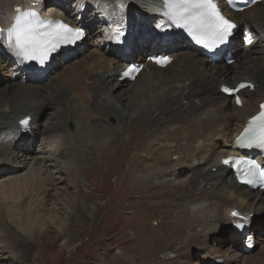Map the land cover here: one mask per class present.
Masks as SVG:
<instances>
[{"label":"bare ground","instance_id":"obj_1","mask_svg":"<svg viewBox=\"0 0 264 264\" xmlns=\"http://www.w3.org/2000/svg\"><path fill=\"white\" fill-rule=\"evenodd\" d=\"M101 2H104L102 4L104 11L109 14V18L113 19L114 7L111 0H100L98 5H101ZM147 2L159 15L161 26L158 34L162 36L161 42L154 40L143 44L142 47L133 48L130 44L128 45L129 40L126 43L115 35L114 42L116 45H120L118 53L127 61L129 57H133L134 53L131 55V52L134 50H139L138 52L149 50L151 57H153L152 52L164 49L168 52V56H166L169 58V62L161 65L151 58L134 79L122 76V71L133 64V62H124L123 64H116L109 71V74L92 77V81L88 82L93 71L99 69L97 67L104 66L102 57L91 56L92 63L90 66H83L82 63L76 65L71 71V76L66 77L64 82H53L50 84V89H47L41 85L43 84V77L51 72L52 68L50 67L54 64L52 61L55 57L60 55L69 45L60 47L51 53L49 59L43 65L36 61H25L17 56L15 57L17 69H20L18 66L22 65L27 67L22 66L25 69L23 77L26 79L24 81L21 77V81H15L17 84L14 89H6L4 94L0 96V136L5 135L4 132L6 131L14 133L25 129L27 131L26 136H31L34 131H39L42 133L66 132L68 137L65 135V146L60 150H55L48 157L49 160H54V163L46 164L39 159H35L37 166L30 167L25 173H19L21 166L18 162L21 163L20 159L27 157L26 154H17L15 157L11 155V150L8 148L5 151H0V164H12L11 175H15L12 182L10 181L11 183L7 184L9 186L8 191L5 190V185H0V197L10 198L12 202L10 213L16 219L22 218V224L35 223L37 227L39 226L38 228L46 226V218L43 217V203L48 196L47 189L67 179L71 169L79 171L92 167L95 173L103 174L105 172V170H102V165L105 163L104 152L109 154V145L107 144H113L117 150L119 148L121 150L116 162L122 170L118 182H120L125 171L126 176L121 179V185L114 197L115 203L110 219L113 217V212L115 213L118 210V205L126 211L131 203L141 202L140 196L142 194L148 201L154 200L155 204L167 205L163 209L155 207V212L151 216L146 211V215L137 217V227H135L132 236L135 243H140L137 248L135 247V250L141 251L140 254L146 260L155 262L160 253L157 252L161 251L163 247L180 251L185 247L183 244L189 242L188 244L192 245L191 248H199L208 235L218 232L222 223L228 224V229L231 232L238 230L233 227V222L246 224L245 230L247 226L250 228L253 225L250 214L253 213L258 202H264V190L258 189L255 192L251 188L240 185L236 181L231 168L222 164L224 158L236 153L234 143L227 154L224 155L223 152L220 155L217 154L221 163L218 164L214 161L217 165V172L215 173L206 172L199 176V173L193 168L194 166L188 167L186 165L187 162L191 164L189 158L197 157L201 151L209 147L210 143L207 145V142L211 141L213 136L219 135L220 141L218 144L229 142L230 138H234L251 121L252 117L262 109L261 104L264 102V0L242 12L229 7L226 1L222 3V0H216L223 14L237 25L229 41L235 38L240 25H244L243 30L251 29L255 38L252 45L235 48L237 60L232 64L225 61L221 62L222 56L218 57L217 55V60L213 61L192 42L187 45L188 52L179 53L176 50L174 51L177 42H171V37L180 34L190 37L191 40L193 37L184 33L181 28L170 25L169 19L164 15V0H149ZM0 6V17L1 14L7 13L10 15L7 21L4 17L0 19L1 28L4 29L11 26L18 9H33L42 18H45L33 4L28 3V0H0ZM51 15H49V18H56ZM132 20L135 21V19ZM142 20L147 22L148 18L141 17L134 24L136 26L141 25L143 24ZM70 23L67 22L72 27H81L77 22L70 21ZM172 43H176V45L174 46ZM0 47L11 52L3 44H0ZM115 49L117 51V48ZM47 67L48 72L46 71ZM173 67H177L179 71L173 72L169 76L164 74ZM39 69H43L44 74H37ZM20 70L22 71V69ZM160 73L163 74L160 75ZM144 76L148 77V81L143 84ZM35 80L38 82H33ZM111 82L114 86L126 84L128 88L118 91L117 94L113 93L109 101L99 102L97 97L101 93L104 91L110 92L113 89ZM239 82H245L251 87H246L238 93L241 104L236 103L237 96H234L233 103H231V97L222 92L223 86L235 85ZM140 90L141 93L138 95L137 92ZM220 97L230 99L229 101H217ZM128 98L131 99L128 100ZM134 98L139 101L136 102ZM91 104H93V108L90 106ZM46 107H55V109L48 113L50 116L47 120L50 122V126L47 125L41 129L43 125L41 118L45 115L44 108ZM125 111L126 115H124ZM81 112L83 113L81 114ZM107 112L113 115L120 125L119 130L113 131L110 139L106 137L107 132H109L108 124L102 119V116ZM150 113H153L152 120H149L150 127H148V122L145 119L135 122L137 118H146ZM25 119L30 120L27 126L20 123ZM68 120L76 122L75 133L67 131L65 124ZM83 121L86 122V127L82 135L86 139H84L85 142L81 143L78 142L76 134H79L81 122ZM146 128L153 137L144 142L143 135ZM124 133H129V140L126 143L123 142V147L119 142ZM201 141H205L202 146L200 145ZM11 143V146H15L14 142ZM75 144L81 149L79 150V160L73 163L67 161V157L69 155L74 156L73 146ZM83 148L86 153L95 155L92 164H82L86 159L83 157ZM215 153V150H209L204 160H210ZM250 153L253 154V152ZM256 158L264 163V156L261 151L257 152ZM59 160L62 161L59 167L51 169L48 166L56 165L55 163H58ZM201 160L200 157H197L198 163ZM176 165L179 167H176ZM40 171H45L48 177L43 178ZM55 171H57V174H54ZM185 173L188 174V177L191 176L190 181L183 182L187 184L186 186L183 183H177L179 185L166 184L169 182L174 183L177 180L181 181V176ZM79 178L80 176H78ZM201 178H203L204 185H207V188L203 187L197 192L195 190L199 189L198 184L201 182ZM78 187V197L84 203L90 202L96 196L94 192L82 194L80 180L78 181ZM167 187L171 188L170 193L164 195L166 193L164 188ZM122 189L124 190L121 191ZM227 193L229 196L224 198L223 194ZM233 197L238 199L239 202L233 200ZM68 201L70 207L72 205L74 213L83 210L77 198L74 197ZM203 201H210V205L214 204L217 208L226 206L227 215L223 214V216L217 210L216 214L212 216L207 214L198 216V213L189 214L188 211L182 209L183 204L184 206L190 204L198 207ZM244 201H246L245 206H242ZM84 205L83 207L87 209V205ZM33 206H35V209L30 211ZM81 211L79 212L81 213ZM262 212L261 214L264 215V211ZM32 213L35 214L33 220L30 219ZM233 213H237L238 216L234 217ZM245 217H247V220L244 219ZM58 218L60 219V217ZM194 223L197 224V228L191 229ZM210 224L211 227H209ZM28 227L32 229V226L31 228ZM54 227L51 230L52 233L61 235L65 232L62 229L58 231ZM64 229L66 228L64 227ZM186 230L191 233L189 239H187L188 234H185ZM247 231L248 229L245 232ZM49 232L47 231V233ZM238 233L245 240V233ZM6 248V246H3L2 250L4 251ZM173 256L171 255V257ZM257 258L248 254L245 257L244 264H264L260 263L261 258ZM215 262L219 264L221 261L216 260Z\"/></svg>","mask_w":264,"mask_h":264},{"label":"rangeland","instance_id":"obj_2","mask_svg":"<svg viewBox=\"0 0 264 264\" xmlns=\"http://www.w3.org/2000/svg\"><path fill=\"white\" fill-rule=\"evenodd\" d=\"M147 1L149 0H111L114 7L113 19H111L108 16L109 14L103 9L104 7L102 4H104V2L98 5L100 0H28V3L33 4L43 16L50 17L49 15L52 14L51 16L56 17L54 19H60L69 23L70 21L77 22L84 32V37L78 40L75 45L67 47L60 55L55 57L52 61L54 64L50 67L52 70L46 77H43V84L41 85L44 88L50 89V84L53 82H64L66 77L71 76V71L76 65L82 63L83 66H90L92 63L91 56L98 58L102 57L104 59V66L102 65L103 67L101 68L97 67L99 69L93 71L88 82L92 81V77L109 74V71H111L116 64L133 62L141 63L145 66L146 62L151 59L149 50H147V52H138L139 50H134L131 52V55L134 53L133 57H129L127 61H125L118 53L120 45H116L114 36H118L124 42L129 40V42L127 41L128 45L130 44L133 48L142 47L143 44L150 43L154 40L161 42L162 36L158 34L159 27L161 26V23H159V15L156 14L157 12L155 9L152 8ZM224 1L225 0H222V3ZM247 9H250V7ZM1 17H4L5 21H7L10 15L7 13L1 14ZM141 17H147V22L142 20L143 24L136 26L134 23L138 22ZM132 19H135V21ZM6 24L7 22L5 25ZM243 27L244 25L239 26L235 38L232 39L231 44L228 46V50L232 51L234 56L235 48L244 45L242 35ZM171 38V42H177L174 51L176 50V52L179 53L188 52L187 45L189 42H192L190 37L180 34ZM172 45L175 46L176 43H172ZM115 48H117V51H115ZM152 54H154V56L157 54L167 55L168 52L164 49H160L156 50L154 53L152 52ZM221 56V62L225 61V55ZM15 57L16 55H14V53L0 47V96L4 94L6 89H14L17 84L15 81H21V77L24 76V67H27L22 65L24 67L18 66L22 71L17 69ZM235 58L237 60L236 56ZM46 69L48 72V67ZM174 69L175 71H173ZM42 70L43 69L37 70V74H44ZM176 70L177 67H173L164 74L169 76L171 73L179 71ZM161 74L163 73H160V75ZM23 79L25 81L26 78L23 77ZM37 80L33 82L37 83ZM143 81V84L146 83L148 77L144 76ZM111 84L113 89H111L110 92L104 91L101 93L97 97L99 102L109 101L113 93L117 94L118 91L128 88L126 84H122L121 86H114L112 82ZM137 93L139 95L141 90ZM233 98L234 97H231V103H233ZM129 99L131 98H128V100ZM229 99L230 98L220 97L217 101H229ZM135 101L138 102L139 100L135 99ZM90 106L93 108V104ZM54 109L55 107L44 108L45 115L41 118V121H43L41 129L47 125L50 126V122L47 120L50 116L48 113ZM79 110L82 111L80 108ZM82 113L83 112H81V114ZM211 114L213 115V113ZM124 115H126V111ZM152 115L153 113H150V117H139L140 119L137 118L135 122L145 119L148 122V127H150L149 120H152ZM102 119L108 124L109 132H107L106 137L110 139L113 131L119 130L120 125L117 123L116 118L110 115V113L108 114V112L102 116ZM28 121L30 120L28 119ZM65 127L67 131L71 133L76 132V122L74 120H68ZM85 127L86 122H81L79 134H76L78 142H85L84 139H86V137L82 135L85 131ZM4 133L5 135L0 136V151H5L8 148L11 150V155L15 157L17 154H26L27 156L20 159V161H22L21 163L18 162L21 166L19 173H25L30 167H36L37 162H35V159H39L46 164L50 162L54 163L55 161L49 160L48 157L55 150H60L64 147V143H66L65 135L68 137V133L66 132L42 133L39 131H34L31 136H26L27 131L25 129L14 133L7 131ZM143 136L145 138L144 142L148 138L153 137L148 131V128L144 129ZM128 140L129 133H124L119 144L124 147V143ZM219 141V135L216 134V136L212 137L211 141L209 140L207 142V145L210 143L209 147L197 155V157L202 159L200 163L197 162V157H191L188 159L191 161V164L187 162L186 165L188 167L194 166L193 168L196 169L195 171L199 173V176L206 172H217L216 163H221V161L218 160L219 157L217 154L220 155L221 152H223L224 155L227 154V152L231 150L233 143H235L233 137L226 143L222 142V144H218ZM11 142H14L15 146H11ZM200 143L202 146L205 144V141H201ZM107 145H109V154L104 152L105 163L102 165V170H105V172L103 174L95 173L92 167L87 170L79 171L71 169L67 179L47 189L48 196L43 203V217L46 218V226L38 228L39 226L37 227L35 223L22 224V218L16 219L10 213V205L12 203L10 198L5 196L0 197V264H216V260L221 261L219 264H244L245 257L248 254L254 258L258 257L257 259L261 258L262 260H260V263H264V215L261 214V212L264 211V202L261 201L256 204L253 213L250 212L253 225L250 226V228L247 226L249 233L253 235L254 251L253 249L247 250V252L245 251V240L243 236L240 237L238 233H243L240 229L237 230L233 226L238 232H231L228 229L229 225L221 222L222 225L219 227L220 229L218 232L208 235L199 248H191L192 245L188 244L189 242L183 244L185 247L180 251L169 250V248L163 247L161 251L157 252L160 253L155 262L146 260L143 255L140 254L141 251L135 250L140 243H135V241L132 240L135 227H137V217L146 215V211L151 216V214L155 212V207L163 209L167 207V205L155 204L154 200L148 201L142 194L140 196L141 202L131 203V206L127 209L129 210L128 212L118 205V210L115 213L113 212V217L110 219L113 204L115 203L114 197L121 185V179L126 176V171L120 179V182H118V177L122 170L118 167L116 162L121 154L119 153L121 150L120 148L117 150L116 146H113V144ZM73 147L74 156L69 155L67 161L74 163L79 160V150L81 148L77 144ZM209 150H215L216 153L213 154L210 160L205 161L204 159ZM83 152V157L86 159L82 164H92L95 160V155L86 153L84 148ZM256 154L257 152L250 156L256 157ZM61 162L62 161L59 160L58 163H55L56 165L48 166L54 169V167H59ZM12 167L13 165L10 163L0 164V185H5L6 191H8L9 188L7 184H10L15 176L11 175ZM176 167L179 166L176 165ZM189 170H191V168H189ZM54 174H57V171H55ZM40 175L45 179L48 177L45 171H40ZM78 176H80L79 179ZM190 177L185 173V175L181 176V181L177 180L174 183L169 182L166 184L179 185L177 183H187L190 181ZM79 180L82 194L91 192L96 194L90 202L84 203L80 197H78ZM200 180L201 182L198 184L199 189L195 190L197 192L203 187L205 189L207 188V185H204L203 178ZM183 185L186 186L187 184L183 183ZM170 189V187L164 188V192H166L164 195L170 193ZM123 190L124 189L121 191ZM228 196V193L223 194L224 198ZM74 197L79 200V204L83 209L79 211L83 214L79 211L74 213L72 205L70 207L68 200ZM232 199L239 202L235 197ZM144 202L146 203L143 204ZM245 202L246 201L242 203V206H245ZM84 204L87 205V209L83 207ZM211 205L210 201H203L198 207L190 204L184 206L183 204L182 209L188 211L189 214L198 213V216L205 214L212 216L216 214L217 210H219L222 215H227L228 211L226 206L219 207V209L214 204ZM31 209L30 211H33L35 206ZM87 210L90 212L88 213ZM34 215L33 213L30 215L31 220H33L32 218ZM54 216L55 219L57 218L56 220L53 218ZM57 216L60 217V219ZM18 219L20 220L17 222ZM134 223L135 225H133ZM27 226H30V228L32 226V229H29V227L27 228ZM211 226L210 224L209 227ZM53 227L58 231L62 229L65 232L61 235L55 234L54 232L52 233L51 230ZM64 227L67 230L64 229ZM192 228H197V224L194 223L191 229ZM46 230L50 232L47 233ZM185 234H188L187 239L191 237L189 230H186ZM3 246L7 247L4 251L2 250ZM164 252L168 253L169 257L163 258L162 253ZM171 255L174 256L171 257Z\"/></svg>","mask_w":264,"mask_h":264},{"label":"snow or ice","instance_id":"obj_3","mask_svg":"<svg viewBox=\"0 0 264 264\" xmlns=\"http://www.w3.org/2000/svg\"><path fill=\"white\" fill-rule=\"evenodd\" d=\"M256 0H251L255 3ZM164 15L169 19L170 25L185 29L198 43L206 48H214L227 42L237 27L231 20L225 18L217 7L216 0H164ZM84 37L82 29L73 28L62 20L44 19L33 9L17 10V15L10 27L0 28V44L25 61H36L43 65L51 53L63 45L75 44ZM248 43H251L249 36ZM157 64H167L169 58H156ZM139 68L132 66L124 75L130 76L138 72ZM251 87L243 83L236 87H224L225 93H235L240 88ZM236 103L240 104L239 97ZM264 109V105H261ZM27 126V119L20 122ZM238 144L264 149V111L253 117L244 133L237 140ZM238 158L223 160V164L235 163ZM248 171L239 179L242 183L255 186L257 183L264 185V169L255 161H244ZM233 216H238L233 213ZM247 220V217L244 218ZM237 229L246 227L244 223H235Z\"/></svg>","mask_w":264,"mask_h":264},{"label":"water","instance_id":"obj_4","mask_svg":"<svg viewBox=\"0 0 264 264\" xmlns=\"http://www.w3.org/2000/svg\"><path fill=\"white\" fill-rule=\"evenodd\" d=\"M0 28H1V26H0ZM167 257H169V254L165 252V253L163 254V258H167Z\"/></svg>","mask_w":264,"mask_h":264}]
</instances>
